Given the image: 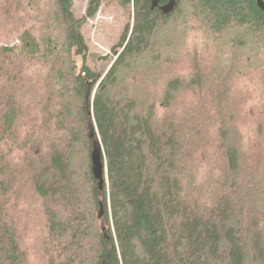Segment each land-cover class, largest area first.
<instances>
[{"label": "trees", "instance_id": "16d2710c", "mask_svg": "<svg viewBox=\"0 0 264 264\" xmlns=\"http://www.w3.org/2000/svg\"><path fill=\"white\" fill-rule=\"evenodd\" d=\"M114 1L133 22L99 74L102 0H0L21 42L0 46V264H264V11ZM228 27L231 55L197 64Z\"/></svg>", "mask_w": 264, "mask_h": 264}, {"label": "rangeland", "instance_id": "374dc122", "mask_svg": "<svg viewBox=\"0 0 264 264\" xmlns=\"http://www.w3.org/2000/svg\"><path fill=\"white\" fill-rule=\"evenodd\" d=\"M73 2L75 14L79 17L83 16L87 11L89 0H73ZM130 22H133L132 14L128 13L126 8H123L114 0H102L96 16L89 18L83 29L89 46V51L85 58L86 65L91 69H97L99 74L104 73L111 63L109 57L113 56V46L120 41L126 24ZM11 28L5 25V30L0 32V46H21L18 36H14L16 34L9 31ZM38 29L39 26L37 24L29 28L36 39L39 37ZM230 31V27L222 31L214 30L211 34L212 39H210L209 47L204 51L196 52L195 62L197 64H208L212 57L221 59L225 58L228 53L231 55L232 44L230 42V37L233 32ZM102 57H106V59H101ZM76 60L80 68L84 59L82 56H77ZM262 67L264 69V64H262ZM242 81L248 82V79L245 78ZM241 111L245 112L243 108ZM245 122L249 124L247 120H245ZM197 173H200V170ZM31 247L33 248V246ZM38 250L39 248L37 251Z\"/></svg>", "mask_w": 264, "mask_h": 264}, {"label": "water", "instance_id": "95a60500", "mask_svg": "<svg viewBox=\"0 0 264 264\" xmlns=\"http://www.w3.org/2000/svg\"><path fill=\"white\" fill-rule=\"evenodd\" d=\"M161 0H153L152 8L159 6V2ZM258 6L264 11V0H257ZM177 5V0H169L165 4L161 6V10L163 13H169L174 10ZM89 136L93 138L95 136V131L93 126H89ZM92 164H93V174L99 180L100 186L104 181V170L105 166L102 160V152L101 148L98 145H95L94 151L92 153ZM102 208V207H101ZM102 210H100L99 216H102Z\"/></svg>", "mask_w": 264, "mask_h": 264}, {"label": "flooded vegetation", "instance_id": "af4514ba", "mask_svg": "<svg viewBox=\"0 0 264 264\" xmlns=\"http://www.w3.org/2000/svg\"><path fill=\"white\" fill-rule=\"evenodd\" d=\"M165 3V0L163 1V3L162 4H164Z\"/></svg>", "mask_w": 264, "mask_h": 264}]
</instances>
